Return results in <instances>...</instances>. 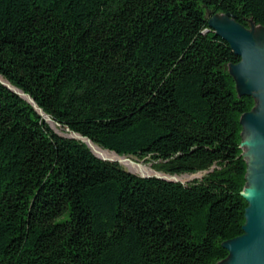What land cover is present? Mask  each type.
<instances>
[{"label":"trees","instance_id":"obj_1","mask_svg":"<svg viewBox=\"0 0 264 264\" xmlns=\"http://www.w3.org/2000/svg\"><path fill=\"white\" fill-rule=\"evenodd\" d=\"M264 0H0V264H215L243 233L239 57ZM103 149L189 180L143 178Z\"/></svg>","mask_w":264,"mask_h":264},{"label":"water","instance_id":"obj_2","mask_svg":"<svg viewBox=\"0 0 264 264\" xmlns=\"http://www.w3.org/2000/svg\"><path fill=\"white\" fill-rule=\"evenodd\" d=\"M208 15V25L211 30L225 40L233 53L239 57L237 63L228 65V72L235 82L238 96H250L255 101L252 108L240 117L242 126L240 148L246 163L245 184L241 192L247 202L243 233L222 243L228 255L215 264H264V26L256 25L250 20L248 28L237 22L230 13ZM0 82L25 99L37 114L55 128L52 119L28 94L1 76ZM62 134L86 144L97 158L120 164L116 159L97 155L93 150L94 143L89 138L70 132L68 129ZM103 150L130 159V156ZM130 161L137 165L144 164L142 160L130 159ZM125 170L143 178L156 177L168 181H181L177 176L161 173L152 168L139 172Z\"/></svg>","mask_w":264,"mask_h":264},{"label":"bare ground","instance_id":"obj_3","mask_svg":"<svg viewBox=\"0 0 264 264\" xmlns=\"http://www.w3.org/2000/svg\"><path fill=\"white\" fill-rule=\"evenodd\" d=\"M93 150L99 156L118 160L122 165H125L126 167H128V169L132 172H139L140 170H143V169L146 171L150 168L149 165H146V164L137 165L135 163H132L130 159H128L127 157L117 156L112 152L103 150L97 144H93ZM179 178L183 179L185 177H179Z\"/></svg>","mask_w":264,"mask_h":264},{"label":"rangeland","instance_id":"obj_4","mask_svg":"<svg viewBox=\"0 0 264 264\" xmlns=\"http://www.w3.org/2000/svg\"><path fill=\"white\" fill-rule=\"evenodd\" d=\"M248 28L250 27V22H249V25L247 26ZM236 88V87H235ZM254 104H255V101H254ZM122 157V156H121ZM130 159H133V160H136V157H132V156H130L129 157ZM120 165L123 167V168H125V169H128V167H126L125 165H122L121 163H120ZM144 170V169H143ZM189 179H192V177H186L185 176V178H183V180H189Z\"/></svg>","mask_w":264,"mask_h":264}]
</instances>
